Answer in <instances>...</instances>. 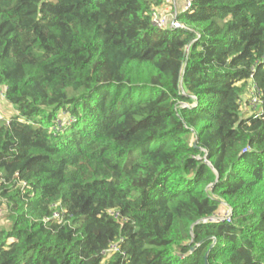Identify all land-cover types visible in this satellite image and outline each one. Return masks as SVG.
Segmentation results:
<instances>
[{"label": "trees", "instance_id": "16d2710c", "mask_svg": "<svg viewBox=\"0 0 264 264\" xmlns=\"http://www.w3.org/2000/svg\"><path fill=\"white\" fill-rule=\"evenodd\" d=\"M184 1L0 0V264H264V0Z\"/></svg>", "mask_w": 264, "mask_h": 264}, {"label": "built area", "instance_id": "2783aa9c", "mask_svg": "<svg viewBox=\"0 0 264 264\" xmlns=\"http://www.w3.org/2000/svg\"><path fill=\"white\" fill-rule=\"evenodd\" d=\"M191 0H185L184 1V8L187 9L190 6ZM177 10H162L158 11L155 10L151 14V24L157 28V29H165L167 27L169 28H181L183 27L180 23L176 21V14ZM258 100L256 98H253L251 102V108L254 109L257 107ZM115 218L118 217V214H114ZM231 216V210L227 209L225 212H223L221 215H219L217 218H211V221H216V220H225L227 222H230V217ZM55 218L58 217V214L54 215ZM208 220H205L204 222H207ZM118 252V245L117 244H110L109 248L103 253L104 255H110Z\"/></svg>", "mask_w": 264, "mask_h": 264}, {"label": "rangeland", "instance_id": "374dc122", "mask_svg": "<svg viewBox=\"0 0 264 264\" xmlns=\"http://www.w3.org/2000/svg\"><path fill=\"white\" fill-rule=\"evenodd\" d=\"M174 5L179 7V8H182L183 0H174ZM1 102H2V100H1ZM12 113H13V110H12L11 106H8L4 102H3V104H0V114H3L5 117H9V116H11ZM4 213H5V210L3 208L0 209V226L1 227H7L8 226L7 222L5 221Z\"/></svg>", "mask_w": 264, "mask_h": 264}, {"label": "water", "instance_id": "95a60500", "mask_svg": "<svg viewBox=\"0 0 264 264\" xmlns=\"http://www.w3.org/2000/svg\"><path fill=\"white\" fill-rule=\"evenodd\" d=\"M205 162L208 164L207 160H205Z\"/></svg>", "mask_w": 264, "mask_h": 264}, {"label": "crops", "instance_id": "0c3cea01", "mask_svg": "<svg viewBox=\"0 0 264 264\" xmlns=\"http://www.w3.org/2000/svg\"><path fill=\"white\" fill-rule=\"evenodd\" d=\"M180 6V5H179Z\"/></svg>", "mask_w": 264, "mask_h": 264}]
</instances>
